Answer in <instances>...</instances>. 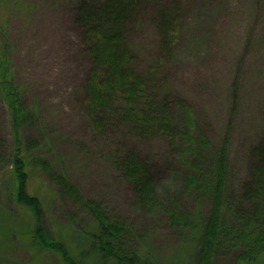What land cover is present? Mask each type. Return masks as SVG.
Masks as SVG:
<instances>
[{"label":"rangeland","instance_id":"obj_1","mask_svg":"<svg viewBox=\"0 0 264 264\" xmlns=\"http://www.w3.org/2000/svg\"><path fill=\"white\" fill-rule=\"evenodd\" d=\"M101 1L0 0V30L7 37L13 85L31 117V125L21 133L28 145H35L27 152L63 170L108 215L131 225L148 250L149 264H194L191 236L177 234L162 217L140 213L130 186L113 167L115 156L131 151L147 165L151 178L162 183L171 172L167 143L140 138L110 115L96 129L85 109L90 64L84 30L93 24L79 10L82 4L90 7ZM164 1L141 5L125 24V44L136 57L133 67L146 75V46L152 47L150 56L161 47L163 7L157 4L180 5L175 16L179 40L160 68L158 90L175 127L182 119V103L193 111L213 149L228 138L227 192L232 205L246 209L240 191L251 181L254 151L264 148V0ZM163 93L167 97L162 98ZM11 140L8 109L0 100V150L7 158L0 162V264H59L51 253L32 247L31 214L8 199ZM30 173L27 190L48 210L43 216L48 236L68 242L74 264H97V256L81 239L82 231H88L87 218L81 215L86 222L71 230L62 225L61 219L67 223L66 213L73 209L52 207V183L42 173ZM233 261L232 255L219 254L213 264ZM249 264H264V256Z\"/></svg>","mask_w":264,"mask_h":264},{"label":"trees","instance_id":"obj_2","mask_svg":"<svg viewBox=\"0 0 264 264\" xmlns=\"http://www.w3.org/2000/svg\"><path fill=\"white\" fill-rule=\"evenodd\" d=\"M152 1L102 0L90 7L85 4L80 7L83 17H88L87 21L93 24L92 28L84 30L90 64L85 109L96 129H100L104 121H108L106 115H110L114 123L129 128L140 138L167 143L171 172L162 183L151 178L147 165L131 151L115 156L113 167L130 186L140 213L162 217L177 234L191 236L195 244L194 264H213L219 254L232 255L231 264L253 263L264 256V148L254 151L251 181L240 191L247 207L237 208L230 202V191L227 192L228 138L223 137L221 145L213 149L198 127L193 111L182 103L178 105L182 119L175 127L169 104L162 102L158 90L160 68L179 40L175 16L180 5L157 4L163 7L159 11L161 47L150 56L152 47L146 46L143 53V57H148L145 58L146 75L133 67L136 57L126 47L125 24L141 5ZM13 84L7 37L0 30V100L8 109L12 139L7 165L8 199L14 206L30 212L31 240L35 244L32 247L51 253L59 264H74L68 242L61 236L49 237L43 228V216L48 210L44 211L41 201L27 190L30 172L34 171L46 175L52 183V207L73 209L69 215L66 213L70 216L67 223L64 219L62 223L61 219L62 225L70 226L71 230L75 224L86 222L80 220L81 215L87 218L89 224L84 223V228L88 231H82L81 239L97 256V264H149L148 250L140 245L141 237L131 225L108 215L97 202L87 198L63 170L53 169L42 161L41 155H29L27 149L34 144L29 141V146L21 133L31 125V117ZM162 95V98L167 97L166 93ZM2 157L0 150V162L7 160L6 156Z\"/></svg>","mask_w":264,"mask_h":264}]
</instances>
